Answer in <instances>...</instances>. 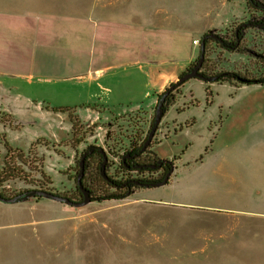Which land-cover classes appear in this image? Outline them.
<instances>
[{"label":"rangeland","instance_id":"1","mask_svg":"<svg viewBox=\"0 0 264 264\" xmlns=\"http://www.w3.org/2000/svg\"><path fill=\"white\" fill-rule=\"evenodd\" d=\"M231 5L234 11L226 0H0V13L25 8L26 12L35 10L47 17L54 14L64 21L71 16L86 20V30L76 27L82 21L74 20L66 30L57 29V34L76 42L81 39L94 53L111 44L113 37L115 40L118 33L108 34L112 27L120 34L129 31L121 24L132 25L131 32L136 31L133 25L144 20L142 15L161 6L157 20L176 23L181 19L195 29L182 36L178 53L165 44L154 50L158 56H180L190 53L192 38L201 40L206 33L199 32L205 28L225 33L252 19L254 11L248 8L247 0H232ZM143 32L139 34L138 50L141 53L145 44V57L147 38ZM159 36H153L154 42ZM165 37L163 43L172 39ZM243 45L264 53V31L249 29ZM195 49L199 56L200 45ZM211 52L220 71L256 73L261 67L257 58L229 52L216 43L211 44ZM6 53L10 60L3 59L2 63L12 61L19 66L0 67V94L6 96L0 100V171L6 164L7 142L24 150L32 162L25 165L11 159L33 182L11 179L0 186V192L14 196L40 189L36 182L41 179L40 162L34 159L43 156V170L51 178L48 190L80 201L79 161L91 145L105 149L114 163L112 175L121 178V155L137 135L148 133L158 104L156 98V105H151L152 97L145 91L142 75L136 77L135 93L125 101H117L123 95L118 84L107 83L108 89L100 90L98 95L95 85L90 97L77 90V82L56 76V69H50L51 73L36 71L29 64L31 46L26 51ZM192 99L197 102L191 104ZM53 107H76L83 123L84 132L79 136L83 137L82 143H71L69 112L54 111ZM256 114L264 115V85L189 79L152 140L159 143L152 151L173 161L176 167L167 184L82 207L45 196L11 203L0 200V264H264V214L240 211L263 206L264 197L243 194L247 187L241 175L216 170L217 158L226 151L220 148L224 145L217 147V134L222 131L226 135L229 127L233 131L236 126L251 129L255 121L264 118ZM36 141L39 143L30 154Z\"/></svg>","mask_w":264,"mask_h":264},{"label":"crops","instance_id":"2","mask_svg":"<svg viewBox=\"0 0 264 264\" xmlns=\"http://www.w3.org/2000/svg\"><path fill=\"white\" fill-rule=\"evenodd\" d=\"M226 1L231 6V11H234L235 7L231 5L232 0ZM159 10H162L161 6L154 7L152 10L149 9V11L147 10V15H142L145 16L144 20H138L140 22L138 23L139 25H133V27L137 28L136 31L131 32L132 25L121 24V28L129 31L120 34L118 29L116 31L111 30L112 28H116L112 27L108 30V34L111 36L118 33L115 35V40L113 37V40L110 41L111 44H106L104 49H97L94 53H91L88 43L84 45L80 42L81 39H77L76 42L73 38L66 37V35L61 36L57 34V29L61 30L63 28L66 30L67 27L72 26V21L74 20L82 21L76 27L86 30L87 28L84 27V24H89L86 20L84 22L83 19H74L71 16L65 17L64 21V19H59L54 14H50L51 17H47L46 14L42 16L40 13H35V10L26 12L25 8L0 13V67L4 65L6 68L9 66L18 67L19 65L12 61L9 62L10 64L2 63L3 59L10 60V55L8 53L4 55L3 53L26 51L27 46H31L33 55L30 58L29 64L36 71L48 73L50 69H56L53 72L56 76H66L68 79L77 82V90L80 93L83 91L85 92L84 94H89L90 97H93L92 88L95 85L97 86L96 92L98 91V95L100 90L108 89L107 83L114 86L118 84L122 86L123 95H120L117 101H125L138 88L136 77L139 74L142 75L141 80L144 78L147 95L152 97L151 105H156L157 94L164 91L171 83L176 82L197 59L198 54L195 49L197 45L194 43V39H199L192 38L193 47L188 54L180 56H173V54L156 55L154 50L160 44H165L167 49L178 53L181 48L182 36L184 34L189 35L192 31H195L185 20L181 21V19H178L176 23L157 20L155 16ZM138 12H136V16H138ZM28 16H33V18H29ZM42 17L47 18L43 19ZM68 20L71 23H68ZM213 29L215 28H205L199 33H208ZM140 32H143L145 39L147 38V51H145L147 54L145 57L143 56L145 44L141 47V53L138 50ZM153 36H159L156 37L158 39L155 42ZM165 36L172 37V39L168 40L167 43H163L164 41L161 39ZM169 37L167 38L169 39ZM107 41H104V43ZM84 46L85 50L81 51ZM149 50H151L152 54H150ZM5 99L6 96L0 94V100ZM81 104L95 105L96 103L83 102ZM81 104L77 103L76 105ZM261 112L263 111L259 113ZM256 115L264 116L263 114ZM254 123L251 129L236 126L233 131V128L229 127L226 135L222 131L217 134V147L224 145V147L220 148L226 151L222 150L224 151V155L220 159L217 158L216 170L224 174L241 175L245 179L247 187L243 191V194L252 197H264V118H260L258 122L255 121ZM217 147L216 153L218 152ZM214 151L215 149H212L211 152ZM240 211L248 214H264V205L250 206Z\"/></svg>","mask_w":264,"mask_h":264},{"label":"trees","instance_id":"3","mask_svg":"<svg viewBox=\"0 0 264 264\" xmlns=\"http://www.w3.org/2000/svg\"><path fill=\"white\" fill-rule=\"evenodd\" d=\"M247 6L249 9H251L253 12V18L256 23H261V21H258V18H261L264 15V3L257 2L256 0H247ZM240 25V24H239ZM239 25L235 26L232 31H227L225 33H217L221 37V40H216L214 38H208L206 40V51H205V60L203 62V65L201 67V72L205 76H212V75H218L220 74V77L218 82H230L232 84H235L237 86L242 85H253V84H260L264 85V53H260L259 51H256L254 48H249L243 45L244 38L246 36V33L249 29H259L264 31V26H245L238 29ZM213 31V30H212ZM216 43L220 48L227 50L229 52H240V53H247L250 56H253L259 60L258 64L261 67H258L256 73H250V72H240V71H227V70H218L217 63L214 62V59L211 57V44ZM200 54V53H199ZM199 57V56H198ZM198 59V58H197ZM197 59L187 68H191L195 65L197 62ZM220 59V58H218ZM186 69V70H187ZM185 73V72H184ZM187 82V81H186ZM182 83L178 85L174 90L171 91V93L167 96V99L164 104L165 108V114L169 111L170 107L176 104L178 100V95L181 93V89L186 83ZM207 82V81H206ZM215 82V81H214ZM175 82L171 83L170 85L174 84ZM168 87L165 88L164 91L157 94L158 102L160 100V97L165 93ZM197 101L192 99L191 104H195ZM157 107V106H156ZM52 110L59 111V112H69L71 121L73 124V137L71 139V143L73 146H77L78 144L83 142V137H79L83 132V123L80 120L79 116L77 115L76 107H53ZM164 114V116H165ZM155 119V116H154ZM154 119L152 121L150 130L152 128ZM193 121L192 123H194ZM191 123V124H192ZM98 124L94 125L97 126ZM190 125V124H188ZM92 131V128H90ZM150 130H148V133L141 137L142 135H137L133 139L132 147L134 148L135 152H138L142 149ZM39 143L35 142L30 147L29 153L31 154L34 146ZM155 144H159L158 142L152 141L151 146L153 147ZM6 149H7V157H6V164L5 167H3L0 171V186H3L7 181L11 179L21 178L23 180H26L28 182H33L28 177L26 171L20 167V165L12 164L11 159L13 160L16 158L18 161H20L22 164L27 165L28 163L31 165L32 162H29L28 156L25 154L24 150L20 148H14L10 146L6 142ZM85 149L82 152L86 151ZM33 153V152H32ZM154 158H157L158 154L156 152L152 153ZM122 157V155H121ZM36 161L40 162L39 165V172L41 174V179L36 180V182L39 184L40 189H47L51 183V178L46 174V172L43 170L44 168V157L41 156L39 159L35 157ZM103 162H104V156L103 154L96 150L91 151V153L87 156L85 161V175L82 178L83 185L90 190L92 194V198L94 201H109V200H118L123 199L125 196H129L132 193H128L126 190L119 188L121 184L124 183V180H116L112 176L110 179H105V175L103 173ZM127 164L131 165V161L127 160ZM80 166V165H79ZM125 163L122 164V168L124 170ZM126 168V167H125ZM126 170V169H125ZM128 171V170H127ZM105 174L108 175V169H105ZM78 177V176H77ZM109 177V176H108ZM147 186V185H146ZM113 190V191H112ZM0 194L11 197L10 194H5L3 192H0ZM37 199H40V197H35Z\"/></svg>","mask_w":264,"mask_h":264},{"label":"water","instance_id":"4","mask_svg":"<svg viewBox=\"0 0 264 264\" xmlns=\"http://www.w3.org/2000/svg\"><path fill=\"white\" fill-rule=\"evenodd\" d=\"M248 23H243V25H247ZM242 26V25H241ZM208 38H214L216 40H221V37L219 35H217L214 31H209L208 33H206L205 35H203L202 39H201V43H200V54L199 57L197 59V62L195 63V65L189 69H187L185 71V73H183L178 79L177 81L172 84L169 85L167 90L165 91V93L160 97V100L157 104L156 107V112H155V119L152 125V128L149 132V135L143 145V149H145L152 141L163 117L165 114V108H164V104L165 101L167 99V96L171 93L172 90H174L178 85L188 81L191 78H199L202 79L204 81L207 82H214L216 80L219 79L220 74L218 75H212V76H205L200 70L201 67L203 65V62L205 60V51H206V40ZM98 148L100 150V152L103 154L104 156V162H103V167H105V164L108 162V155L107 152L105 151V149L103 147L100 146H95V145H91L88 147V149L83 153L80 161H79V165H80V171L77 177V187L79 190H81L82 192V196L83 199L80 201H76L74 199H72L69 196H65L56 192H53L51 190H47V189H29V190H25L21 193H18L14 196L11 197H6L2 194H0V200L3 202H19V201H23L25 199H29V198H35V197H41V196H45L54 200H57L61 203H65L71 206H76V207H82L84 205H87L91 202H93V198L91 196L90 190L87 189L83 183H82V178L85 175V161L87 156L89 155L91 150H94ZM163 162H168L173 164V161H170L168 159H161L160 163ZM174 168L172 167L170 169V171L166 174V176L162 179L159 180L157 182H152L151 184H149V186L155 187V186H160V185H164L167 184L170 180V177L172 175ZM103 173L105 175V179H108V175L105 174V169L103 170Z\"/></svg>","mask_w":264,"mask_h":264},{"label":"flooded vegetation","instance_id":"5","mask_svg":"<svg viewBox=\"0 0 264 264\" xmlns=\"http://www.w3.org/2000/svg\"><path fill=\"white\" fill-rule=\"evenodd\" d=\"M256 1L259 2V4L264 3V0H256ZM258 21H261V23H256L254 21V18L252 17V19H249L248 21H246L248 24L245 26H255V25L264 26V15L261 18H258ZM246 22H242L239 25L238 29H240L241 27H245L243 25V23H246ZM157 131H158V129H157ZM155 135H156V133H155ZM155 135H154V137H155ZM151 144H152V141L145 149H143V147H142V149L138 152L134 151V148L132 147V145L124 151L121 159H122V164L125 163V166H124V170L121 174V178H118V177L116 178L114 175H112L111 170L113 169L114 163H113L112 159L109 158L108 162L105 164V167H104V169H106V168L108 169L109 179L112 176L116 180H124V183L121 184V186L119 188L126 190L128 193H132L133 191H136L137 189H140V188L152 187V186H149V184H151L152 182H157L159 180H162L166 176V174L170 171V169L172 167L174 168V170H173V172H174L175 168H176L174 163L173 164L168 163V162L160 163V160L162 158L159 155H157L158 156L157 158H154V156L152 154L153 153L152 148L154 146L152 147ZM96 150L100 151L98 148L91 150V151H96ZM91 151H90V153H91ZM127 160L131 161V165L127 164ZM121 168H122V166H121ZM135 171L138 174H136V175L131 174ZM127 172H128V174H127ZM173 172H172V174H173ZM78 191H79V199L82 200L83 199L82 192L79 189H78ZM91 196H92V194H91Z\"/></svg>","mask_w":264,"mask_h":264},{"label":"built area","instance_id":"6","mask_svg":"<svg viewBox=\"0 0 264 264\" xmlns=\"http://www.w3.org/2000/svg\"><path fill=\"white\" fill-rule=\"evenodd\" d=\"M194 43H195L196 45H200L201 40H199V39H194Z\"/></svg>","mask_w":264,"mask_h":264}]
</instances>
